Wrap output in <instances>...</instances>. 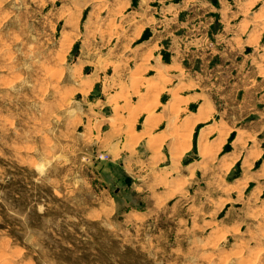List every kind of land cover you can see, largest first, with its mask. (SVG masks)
Listing matches in <instances>:
<instances>
[{"label": "rangeland", "instance_id": "rangeland-1", "mask_svg": "<svg viewBox=\"0 0 264 264\" xmlns=\"http://www.w3.org/2000/svg\"><path fill=\"white\" fill-rule=\"evenodd\" d=\"M262 72L264 0H0V264H264Z\"/></svg>", "mask_w": 264, "mask_h": 264}, {"label": "crops", "instance_id": "crops-1", "mask_svg": "<svg viewBox=\"0 0 264 264\" xmlns=\"http://www.w3.org/2000/svg\"><path fill=\"white\" fill-rule=\"evenodd\" d=\"M241 75H245V77L244 78H246V74H245V72H241L240 73V76H239V78L240 79H244V78H241ZM264 75V72H262L261 73V75H259L258 76V78H260V79H262V80H264V78H262V76ZM136 77H139V75H136ZM162 79H160V80H158V81H154V80H152V81H148L147 83H145V87H146V92H148L149 93V95L150 96H152L151 97V100L152 101H150V102H153L152 104L150 103V109H148V110H146V112H145V118H144V121H145V123H146V125H149V126H152V124H155V126H158L159 124H161L163 121H165V120H163L164 118L161 116V115H159V112H158V110H159V105H157V101L155 100V95L156 94H158L159 93V88H160V85H161V83H160V81H161ZM154 85L153 87H155V88H152V87H150V85ZM162 84H163V80H162ZM149 88V89H148ZM119 93H122V92H119ZM119 93H117L116 95H118ZM158 101H160L159 99H158ZM170 101H175V106L173 107V108H171V109H168V108H166V105L170 102ZM160 104V103H159ZM112 105H115V108L114 109H112V108H110L113 112H115V110L117 109V106H118V104H117V102L116 101H113L112 103L110 102L109 103V107H111ZM178 106H179V100L176 98V97H171L168 101H166V103L163 105V109H164V111H166L167 113H168V115H173V113L175 112V110H177V108H178ZM134 108L135 110H132V108ZM131 110H130V112H131V114L132 115H134V116H136V114L138 113V107H139V105L138 104H133V105H131ZM190 109H192V107H190V108H184L183 109V114L185 115V116H188L189 114H190ZM149 111H151V112H153V116L152 117H150V118H146V115H147V113H149ZM185 111H187V112H185ZM253 114H255V113H253ZM170 117V116H169ZM173 117V116H172ZM203 118V117H202ZM170 119L171 120H174V119H172L171 117H170ZM252 120L256 123V122H261V121H263L264 120V112H257L256 113V115H254L253 116V118H252ZM173 122V121H172ZM202 122L203 121H196L195 122V124L193 125V127H192V131H193V135L190 137V143H188V144H183V146H184V148L180 151V152H177V153H174L172 156L173 157H175V156H179V157H181L182 159H186L187 157H189L190 155H191V153L193 152V149H195V148H197L198 146H199V137H200V133H201V130L202 129H200V127L198 126L199 124H202ZM156 128V127H155ZM151 130H153V129H151ZM263 131H264V123L262 124V125H260V127H259V129H257V131H255L254 130V132H253V134L256 136V139H257V145L259 146V148H261L262 147V154L261 155H258V158L257 159H259V156H262V155H264V143L262 142V139L263 138H261V135H262V133H263ZM164 132V133H163ZM163 132H159V133H157L156 135H150L148 138H146L145 140H144V145H145V147L148 149V150H150L151 152H154L155 150L153 149L154 147V145L155 144H157L158 143V141L160 140L161 141V146H165V141L166 140H169V136L172 134L171 132H168L167 134H166V136H165V131H163ZM176 139H179L180 141L182 140V137L180 136V137H178V138H176ZM189 140V139H188ZM253 140V137L251 136L250 138H248V141H252ZM148 141L150 142H152L151 143V145H147L146 143H148ZM262 142V143H261ZM200 152H199V156L198 157H200L201 158V160L204 158V157H206L207 156V154H208V152H207V150L205 149V147H200ZM185 153V155L184 156H182L183 154ZM153 157L154 158H159L160 156H159V153L158 152H154L153 154ZM249 161L248 162H251V160L249 159V157L247 158ZM256 159V160H257ZM198 166H200V167H202V168H204V170H205V166H203V164H197V165H195V166H193V168L191 169V171L193 170V169H196V167H198ZM263 189H264V187H263Z\"/></svg>", "mask_w": 264, "mask_h": 264}, {"label": "bare ground", "instance_id": "bare-ground-1", "mask_svg": "<svg viewBox=\"0 0 264 264\" xmlns=\"http://www.w3.org/2000/svg\"><path fill=\"white\" fill-rule=\"evenodd\" d=\"M62 38H63V40H65V41H68L71 37H70V34H64L63 36H62ZM62 41V40H61ZM137 84V83H136ZM155 85V84H154ZM154 85H150V87H152V88H155V87H153ZM149 89V88H148ZM175 102L174 101H170L167 105H166V108H168V109H171V108H173L174 106H175ZM113 108V107H112ZM153 116V112H151V111H149V113H147V118H150V117H152ZM149 142V141H148ZM150 144H151V142H150ZM200 168H197L195 171H194V173L196 174V173H199L200 172Z\"/></svg>", "mask_w": 264, "mask_h": 264}]
</instances>
